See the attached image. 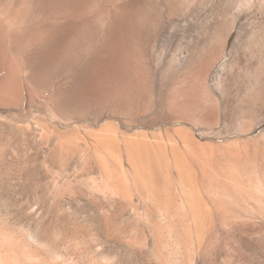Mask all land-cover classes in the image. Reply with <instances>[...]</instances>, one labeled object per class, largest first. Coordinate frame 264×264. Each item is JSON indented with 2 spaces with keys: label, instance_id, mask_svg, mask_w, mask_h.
Wrapping results in <instances>:
<instances>
[{
  "label": "rangeland",
  "instance_id": "374dc122",
  "mask_svg": "<svg viewBox=\"0 0 264 264\" xmlns=\"http://www.w3.org/2000/svg\"><path fill=\"white\" fill-rule=\"evenodd\" d=\"M0 30V225L34 262L264 264V0H0ZM181 131L216 169L201 220L127 158Z\"/></svg>",
  "mask_w": 264,
  "mask_h": 264
},
{
  "label": "bare ground",
  "instance_id": "6f19581e",
  "mask_svg": "<svg viewBox=\"0 0 264 264\" xmlns=\"http://www.w3.org/2000/svg\"><path fill=\"white\" fill-rule=\"evenodd\" d=\"M3 58H2V60H4ZM11 67L12 66H10V68ZM14 67H13V69H14ZM8 68H9V66H8ZM12 72L9 71L7 74L12 73ZM14 73H16V72L14 71ZM18 73H20V72H18ZM7 74H6V76L8 77L10 74L9 75H7ZM14 75L15 74L12 73L13 77H14ZM7 77H5V76L3 78L1 77L3 80L1 81V84H0V90L3 91V89H4L7 93H3L4 91L0 92V101H3L4 104H10V105L16 104V103L20 102L19 97H21L22 94L21 95L19 94L21 92L18 90V88H19L18 86L14 87L11 85L12 87H14V91H13L14 93L8 92L9 90L11 91V89H13L12 87L9 90L5 89L7 87V84H9L7 82L10 81V80L8 81ZM17 77L15 79H17ZM10 78L12 79L11 76H10ZM6 80H7V82H6ZM11 81H13V79ZM16 82H17V80H16ZM16 84L17 83H15V85ZM19 86H21L20 82H19ZM179 133H181L180 134L181 137L179 136V140H173L168 145L170 153L172 154V156H171L172 159H170V161L167 159V156L170 154L167 152L168 150L165 149V148H167V147H165L166 146L165 143L162 144V143L157 142L156 144L158 147L157 146L155 147L154 146L155 143L153 145H151V142H149V141H148L149 142L148 143L146 141H142V140L141 141H138V140L135 141L132 139L131 140L128 139L129 141L127 142V152H126L128 155L127 158L129 160V162L131 163V165L133 166L132 169H135L134 171H136V173H137L136 176H139L140 180L142 178V179H144V181H146V183H148V188L151 189L153 196L155 195L156 190L158 188H160L162 186H166L167 178L169 179V182H171L172 179L170 178L171 176H170L169 170L171 167H173V169H175V172L177 173V180L175 181V183L180 185V187H182L184 189V191H185L184 196L186 199L185 201L189 204V208L192 211L193 218L196 220H201L203 218V212H202L203 201H202L201 195L197 191L198 189L194 188L195 187L194 183L197 180V179L195 180V178L197 176L195 174V177H194L193 172L196 173L197 171L195 170V168H193V166H194V164H195V166L197 164V166L200 167V168H198V170L201 169L203 172V178H206L207 180H209V178L213 177L212 169H214L213 168L214 162L212 160H209V159H203L205 157L202 156L203 158H201V156L199 157V155H198V152L202 151L201 149L202 148L204 149V147L207 146V144L200 145V144L196 143L187 131H181ZM158 144L163 145V148H162V146H159ZM207 148H205V149H207ZM163 151H165V154ZM167 153H168V155H167ZM206 156L208 157V155H206ZM233 156L235 157V155H233ZM193 170H195L196 172ZM214 170L216 171V169H214ZM214 170H213V172H214ZM234 170H236V169H234ZM165 178H166V180H165ZM197 178H199V177H197ZM206 179L202 180V181L207 182ZM214 180H216V179H214ZM200 184H203V182ZM234 186L236 188V185H234ZM196 188H198V187H196ZM10 215H11V219L9 220V222L11 225H8L9 227H7L5 225L4 226L0 225V264H38V263L34 262L35 251L26 245V242H27L26 239L27 238L31 239L33 237L31 232L28 229H27L28 231L27 230L25 231V230H22V228H19L23 225L22 224L23 222H22L21 217L20 216H19L20 218L18 217V211L16 209H14V208L11 209ZM9 222L7 221V223H9ZM43 225H44V220H43ZM22 227H24V225ZM32 240H33V238H32ZM39 252H40V250H39ZM39 259H41V257H39ZM46 260H47V258H46ZM46 262L44 260L39 264H47Z\"/></svg>",
  "mask_w": 264,
  "mask_h": 264
}]
</instances>
